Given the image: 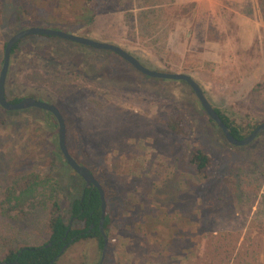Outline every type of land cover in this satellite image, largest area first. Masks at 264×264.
I'll use <instances>...</instances> for the list:
<instances>
[{
	"label": "rangeland",
	"instance_id": "374dc122",
	"mask_svg": "<svg viewBox=\"0 0 264 264\" xmlns=\"http://www.w3.org/2000/svg\"><path fill=\"white\" fill-rule=\"evenodd\" d=\"M87 1L0 0V72L11 36L28 28L52 29L118 45L153 70L191 75L215 108L236 120L264 123V111L255 105L264 98V0H174L195 5V13L172 22L163 14L156 19L164 32L160 48L138 18L130 29L113 19L119 2L126 15L141 0H104L107 12L93 20ZM150 9L155 10H136L134 17L149 15ZM199 16L222 40L208 42L201 54L189 53ZM6 94L9 101L31 97L51 103L64 114L73 156L106 192L111 227L103 264H183L187 259L196 243L192 235L198 234L193 219L202 215L195 188L202 180L185 156L190 146L214 158L213 184L244 166L264 169V132L247 146L231 145L187 83L150 78L111 51L28 36L12 55ZM171 113L190 123L187 135L164 127ZM53 124L52 115L38 108L7 113L0 107V261L10 249L48 242L51 191L67 221L71 201L81 195L84 182L57 153L58 126ZM30 174L49 179L40 207L29 210L22 204L9 212L3 205L7 189ZM227 226L220 218L217 229ZM251 235L246 260L264 264V226ZM101 259L98 241L88 238L70 244L55 264H99Z\"/></svg>",
	"mask_w": 264,
	"mask_h": 264
},
{
	"label": "trees",
	"instance_id": "16d2710c",
	"mask_svg": "<svg viewBox=\"0 0 264 264\" xmlns=\"http://www.w3.org/2000/svg\"><path fill=\"white\" fill-rule=\"evenodd\" d=\"M103 1L88 0L86 2L87 7L93 13L91 20L95 18V15L107 12L105 9L106 4ZM141 1L143 3L134 4L133 8H129L131 10H126L129 11L126 15L120 13L124 8L119 2L117 10L114 12L116 16L113 19H117V22L122 23V26L130 29L131 24L134 26L137 24L138 18L146 32L152 30L150 38L157 44V48L161 47L158 44L164 32L155 20L159 21L162 14L169 22H172L175 17H191L196 9L195 5L183 6L177 4L174 0L164 3H160L161 0ZM256 1L261 2L262 0ZM146 8H154L155 10L150 9L149 15L140 12L137 17H134L136 10L143 11ZM2 22L0 19V23ZM141 31L143 30L141 29ZM221 40L220 34L217 36L214 29L206 26L205 17L199 16L194 19L187 50L189 53L191 51L201 54L208 42H220ZM19 43L13 48L12 55L18 51ZM262 99L263 102L261 100L255 102V105L260 106L261 112L264 111V98L262 97ZM20 100L13 99L12 102H19ZM215 109L229 127L231 133L239 139L248 136L259 125L257 119L248 117L246 120L244 118L236 120L223 113L219 108ZM54 121L55 124L53 125L57 127V121L55 119ZM210 121L213 122L211 119ZM213 124L216 125L214 122ZM164 127L172 133L185 135L191 130V125L187 119L183 115L175 113L167 116V123L164 122ZM260 136H262V133L258 138ZM68 148L71 154L74 155V148L69 146ZM57 153L62 157L59 149ZM185 156L187 157L188 168L194 169L199 179L202 180L201 185L195 186L197 188L199 210L202 215L200 218L193 219L198 224L196 228L198 234L192 235L196 243L192 242L193 248L190 247L187 259L183 264H257L255 260L248 262L246 257L252 242V229H262L264 226V209L261 208L264 203L261 201L264 199V196H261L264 169L260 172V169H257L259 165L249 169L244 166L241 172L236 173L235 171L232 176L230 174L228 177L222 178L223 182L213 184L210 168L214 165V158L198 146H190ZM78 177L84 182L79 175ZM48 181V177L39 174L25 176L7 189L6 198L3 202L4 207L9 212L16 211L22 204L28 207L29 210L39 208V199L43 194L41 191L46 190ZM49 200L50 214L47 225L50 237L48 242L41 246H22L10 249L0 262H18V264H51L54 262L55 264L66 245L69 246L76 241L88 238L96 239L103 251L104 237L100 229L102 201L96 188H87L84 182L81 195L71 201L69 221L65 218L54 191L50 192ZM235 209L238 212L235 213ZM222 217H224L227 227H229L226 231L217 229L218 221ZM73 221L80 223L82 226L74 227ZM245 225H248L251 230L248 229L244 232ZM104 227L108 236L111 227V215L108 207ZM74 238V242H71Z\"/></svg>",
	"mask_w": 264,
	"mask_h": 264
},
{
	"label": "water",
	"instance_id": "95a60500",
	"mask_svg": "<svg viewBox=\"0 0 264 264\" xmlns=\"http://www.w3.org/2000/svg\"><path fill=\"white\" fill-rule=\"evenodd\" d=\"M33 35L57 37L81 45L89 46L97 50L111 51L116 55H118L123 60H125L127 63H129L137 71L150 78L182 81L187 83L195 92L205 113L220 128L226 141L233 146H237V147L247 146L251 144L262 132H264V123H260L245 138L239 139L235 137L231 133L229 127L225 124L221 116L218 114V112L216 111L215 107L212 105L210 100L207 98L205 91L200 85V83L197 80H195L191 75L185 73H168V72H162V71L150 69L146 67L144 64H142L139 61V59H137L134 55H132L127 50H125L124 48L118 45L108 42H98L88 38H83V37L67 34L61 31L46 29V28H28L18 33H15L13 36H11L4 50V60L0 72V106L1 108L7 111H22L30 108H38L50 112L56 118L58 124L59 150L63 158L67 162L68 166L84 180L85 187L96 188L101 196L102 217L100 220V229L104 237V246L102 251V259L99 264H103L109 244V238L105 232V227H104L108 203H107L106 192L103 185L95 177L93 172L87 166L81 165L69 151L68 143H67V131H68L67 123L60 109L56 105L44 101L36 100L31 97H25L21 99L19 102H12L9 101L7 98L6 83H7L8 73L12 59V50L15 47V45L18 44L21 40H23L28 36H33ZM74 240L75 238L72 239V241ZM67 247L68 245H66L62 249L61 255L65 252ZM0 264H18V262L3 261L0 262ZM51 264H54V262H52Z\"/></svg>",
	"mask_w": 264,
	"mask_h": 264
},
{
	"label": "flooded vegetation",
	"instance_id": "af4514ba",
	"mask_svg": "<svg viewBox=\"0 0 264 264\" xmlns=\"http://www.w3.org/2000/svg\"><path fill=\"white\" fill-rule=\"evenodd\" d=\"M23 99V98H22ZM30 109H32V108H30ZM26 110H29V109H26ZM25 110V111H26ZM22 111H24V110H22ZM50 113V112H49ZM51 114V113H50ZM63 114V113H62ZM52 115V114H51ZM63 116H64V114H63ZM52 117L56 120V118L52 115ZM65 118V117H64ZM57 121V120H56ZM66 121V120H65ZM67 123V122H66ZM58 125V124H57ZM68 127V126H67ZM67 135H68V131H67ZM68 138V137H67Z\"/></svg>",
	"mask_w": 264,
	"mask_h": 264
}]
</instances>
